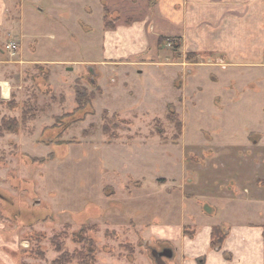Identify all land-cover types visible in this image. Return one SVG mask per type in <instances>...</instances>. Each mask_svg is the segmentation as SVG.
I'll return each instance as SVG.
<instances>
[{"label": "rangeland", "instance_id": "obj_1", "mask_svg": "<svg viewBox=\"0 0 264 264\" xmlns=\"http://www.w3.org/2000/svg\"><path fill=\"white\" fill-rule=\"evenodd\" d=\"M152 5L0 0V264H54V240L70 264H158L152 250L172 247L140 219L219 188L212 224L230 188L233 221L264 233V66L216 67L149 34L140 53L110 56L102 28Z\"/></svg>", "mask_w": 264, "mask_h": 264}, {"label": "crops", "instance_id": "obj_2", "mask_svg": "<svg viewBox=\"0 0 264 264\" xmlns=\"http://www.w3.org/2000/svg\"><path fill=\"white\" fill-rule=\"evenodd\" d=\"M141 13L130 24L119 19L115 29L102 28L110 56L140 53L149 34L150 38L178 39L183 54L204 56L216 67L248 72L264 66V0H153L151 8ZM113 39L118 44L111 45ZM227 181L233 187V177ZM219 191L205 193L196 203L194 194L183 195L181 210L171 208L140 219L143 232L171 245L173 257L168 264H264L263 224L233 221V189L223 191L229 215L220 224H212L210 215L221 206L210 195L217 196ZM214 226L227 233L218 249L211 246Z\"/></svg>", "mask_w": 264, "mask_h": 264}, {"label": "trees", "instance_id": "obj_3", "mask_svg": "<svg viewBox=\"0 0 264 264\" xmlns=\"http://www.w3.org/2000/svg\"><path fill=\"white\" fill-rule=\"evenodd\" d=\"M107 27L108 28H114V26L112 24H108ZM94 96L95 95H92V98H94ZM84 99L90 100L89 98L82 97L80 94H78L77 101L80 105L83 103ZM171 106L173 107L174 104H171ZM176 114L179 117V114L174 109H170L169 115H170L171 120L177 124L176 128L180 129V131H182V122L180 121V118H179V120H177V118H175ZM263 235H264V233H263ZM226 237H227V233L223 229V227L214 226L213 231H212V240H211L212 248H216V249L221 248L223 246V243H224ZM54 242L58 248V251L61 252L60 256L58 258H56V260L54 261V264H70L74 259L77 258L76 253H70V252H67L66 250L63 249V246H64L63 242H56L55 240H54ZM79 259L81 262H84L85 260H88V261L93 260V251L90 250L87 254L81 255L79 257Z\"/></svg>", "mask_w": 264, "mask_h": 264}, {"label": "water", "instance_id": "obj_4", "mask_svg": "<svg viewBox=\"0 0 264 264\" xmlns=\"http://www.w3.org/2000/svg\"><path fill=\"white\" fill-rule=\"evenodd\" d=\"M91 70L94 71L93 67H89ZM154 257L158 264H166L164 258H172L173 257V250L171 248H165L162 251H158L156 249L152 250Z\"/></svg>", "mask_w": 264, "mask_h": 264}, {"label": "built area", "instance_id": "obj_5", "mask_svg": "<svg viewBox=\"0 0 264 264\" xmlns=\"http://www.w3.org/2000/svg\"><path fill=\"white\" fill-rule=\"evenodd\" d=\"M4 50L10 53L11 55H15L19 50V45L16 42L12 41L5 45Z\"/></svg>", "mask_w": 264, "mask_h": 264}, {"label": "flooded vegetation", "instance_id": "obj_6", "mask_svg": "<svg viewBox=\"0 0 264 264\" xmlns=\"http://www.w3.org/2000/svg\"><path fill=\"white\" fill-rule=\"evenodd\" d=\"M163 250V249H162Z\"/></svg>", "mask_w": 264, "mask_h": 264}]
</instances>
